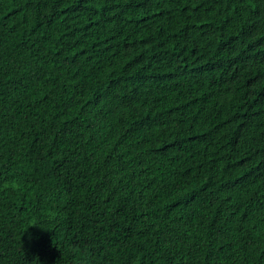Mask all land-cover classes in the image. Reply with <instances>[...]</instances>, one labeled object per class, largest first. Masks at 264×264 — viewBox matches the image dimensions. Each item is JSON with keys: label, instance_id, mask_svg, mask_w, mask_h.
<instances>
[{"label": "trees", "instance_id": "16d2710c", "mask_svg": "<svg viewBox=\"0 0 264 264\" xmlns=\"http://www.w3.org/2000/svg\"><path fill=\"white\" fill-rule=\"evenodd\" d=\"M0 264H264V0H0Z\"/></svg>", "mask_w": 264, "mask_h": 264}]
</instances>
